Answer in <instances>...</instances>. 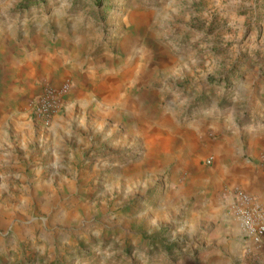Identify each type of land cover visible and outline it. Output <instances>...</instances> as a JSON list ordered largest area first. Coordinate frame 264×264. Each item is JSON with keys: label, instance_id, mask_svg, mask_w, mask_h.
Returning a JSON list of instances; mask_svg holds the SVG:
<instances>
[{"label": "rangeland", "instance_id": "rangeland-1", "mask_svg": "<svg viewBox=\"0 0 264 264\" xmlns=\"http://www.w3.org/2000/svg\"><path fill=\"white\" fill-rule=\"evenodd\" d=\"M36 40L53 55L71 43L79 68L96 61L103 74L112 61L142 80L131 120H70L55 163L50 137L25 106L4 103L0 82V237L48 239L55 253L39 264H99L109 246L108 264H264V238L242 235L227 197L249 192L223 189L236 227L225 237L221 214L197 211L202 187L190 185L194 169L224 170L226 140L231 162L264 181V0H0V66ZM31 252L22 245L12 264H33Z\"/></svg>", "mask_w": 264, "mask_h": 264}, {"label": "crops", "instance_id": "crops-1", "mask_svg": "<svg viewBox=\"0 0 264 264\" xmlns=\"http://www.w3.org/2000/svg\"><path fill=\"white\" fill-rule=\"evenodd\" d=\"M43 44L42 41L36 40L31 47H27L23 52L16 49L7 51L10 56L6 54L9 57L6 62L5 59H2L5 65L0 66L4 70L2 74L0 73V82L9 88V92L3 94L4 103L6 105L13 104L19 108L22 106L26 108L29 99L39 92L38 77L47 76L50 79L49 83L56 87L61 86L66 81L69 82L70 91L65 96L64 109L57 115L51 127L42 128L39 124L31 121L26 110L24 111L25 117L30 122L45 130L48 136V138L46 137L47 140L50 137L52 143L50 142L51 145L48 144L44 151L46 154L54 156L53 163H55L58 161V152L54 148L58 142L56 141L58 140L57 136L59 133L65 134L64 131L71 127L70 120H72L73 125L78 123L74 118L84 120L86 115H93L102 122L114 120L116 123L117 120L126 119V117L127 120H131L130 116H124V114L128 113L126 107L133 104L131 90L134 87H140L142 75L130 72L124 64V70L116 72L112 61H107L105 64L106 71L103 74L99 73L103 64L96 61L88 62L85 69H82L76 65V62H73L78 61L79 57L75 55L76 48L71 43H67L66 47L62 46L56 55H53ZM7 62L13 63V65L8 66ZM142 99L143 97L138 94L137 101L140 103ZM138 110L142 111L143 107L141 108L139 105ZM141 119L144 121L143 117ZM78 126L85 129L82 121ZM66 135L68 136V133ZM255 146L258 147L259 144ZM234 147V142L230 143L226 140L221 142L220 149L219 147L216 148V154L226 153L224 170L219 164L209 170L194 169V174L190 179V185L195 184L202 187L200 195H196V199H199L197 211H205V214L212 215L216 212L220 213L224 221L219 229L215 228V233L225 237L236 232V227L225 204L220 200L223 189L228 188L229 185L245 188L251 195L257 197V202L264 210L262 172L255 170L254 165L251 164L231 162V153ZM256 147H253V150ZM253 153V156L257 155L256 152ZM227 162L229 163L227 164ZM49 165H52V168L55 167L52 162L46 164L47 167Z\"/></svg>", "mask_w": 264, "mask_h": 264}, {"label": "built area", "instance_id": "built-area-1", "mask_svg": "<svg viewBox=\"0 0 264 264\" xmlns=\"http://www.w3.org/2000/svg\"><path fill=\"white\" fill-rule=\"evenodd\" d=\"M69 91V83L58 87L49 82L40 83L39 92L27 102L25 110L28 118L42 128L51 127L57 115L64 109L65 96ZM211 162L212 158L209 157L204 164L210 165ZM227 197L234 204L242 235L250 243L260 244L264 238V211L255 197L239 188L229 191Z\"/></svg>", "mask_w": 264, "mask_h": 264}, {"label": "clouds", "instance_id": "clouds-1", "mask_svg": "<svg viewBox=\"0 0 264 264\" xmlns=\"http://www.w3.org/2000/svg\"><path fill=\"white\" fill-rule=\"evenodd\" d=\"M116 50L119 52L118 49ZM100 234V232L95 233L96 236H99ZM64 243L66 245L69 244L68 241H64ZM22 245L23 249L27 247L32 249L31 255H34L33 264H39V257L45 256L46 258V255L49 252H51L52 255L55 253L54 245L50 244L46 238L37 239L32 235L27 242H24L15 234H12L10 237L5 234L4 237H0V257L3 258L4 264H12L11 258L21 251ZM97 251L102 257L99 264H108V261L116 255L111 246H109L108 249H98ZM133 255H135V253H133Z\"/></svg>", "mask_w": 264, "mask_h": 264}]
</instances>
